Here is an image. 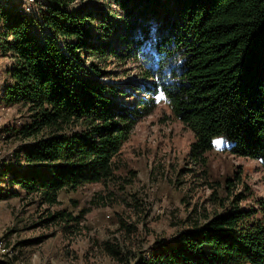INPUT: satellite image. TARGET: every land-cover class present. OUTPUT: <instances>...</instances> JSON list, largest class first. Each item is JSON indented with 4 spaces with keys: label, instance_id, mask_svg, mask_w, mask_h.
Here are the masks:
<instances>
[{
    "label": "trees",
    "instance_id": "16d2710c",
    "mask_svg": "<svg viewBox=\"0 0 264 264\" xmlns=\"http://www.w3.org/2000/svg\"><path fill=\"white\" fill-rule=\"evenodd\" d=\"M72 1L21 13L0 0L10 59L0 100L28 113L10 130L29 142L0 163L8 196L15 187L55 203L111 180L133 127L160 104L192 131L194 158L221 137L264 169V0H112L119 13ZM109 60L134 63L140 83L99 80ZM126 264H264V197L156 239Z\"/></svg>",
    "mask_w": 264,
    "mask_h": 264
},
{
    "label": "rangeland",
    "instance_id": "374dc122",
    "mask_svg": "<svg viewBox=\"0 0 264 264\" xmlns=\"http://www.w3.org/2000/svg\"><path fill=\"white\" fill-rule=\"evenodd\" d=\"M42 1L3 0L21 13H35ZM69 8L119 13L112 0H73ZM9 65L0 50V90ZM99 65L109 72L99 77L104 83L141 81L132 62ZM27 120L23 107L0 100V163L29 142L10 130ZM192 141V131L160 104L133 127L115 159L114 177L106 183L61 191L55 203H48L15 187L17 194L8 196L10 186L0 182L6 188L0 190L6 196L0 200V264H126L156 239L169 240L230 207L247 208L264 197V169L258 161L231 154L221 137L194 158Z\"/></svg>",
    "mask_w": 264,
    "mask_h": 264
},
{
    "label": "bare ground",
    "instance_id": "6f19581e",
    "mask_svg": "<svg viewBox=\"0 0 264 264\" xmlns=\"http://www.w3.org/2000/svg\"><path fill=\"white\" fill-rule=\"evenodd\" d=\"M32 4H35V0H34V2H33V0H32ZM30 10V9H29ZM19 12H21L20 10H19ZM27 12H29V11H27Z\"/></svg>",
    "mask_w": 264,
    "mask_h": 264
},
{
    "label": "clouds",
    "instance_id": "9594fccd",
    "mask_svg": "<svg viewBox=\"0 0 264 264\" xmlns=\"http://www.w3.org/2000/svg\"><path fill=\"white\" fill-rule=\"evenodd\" d=\"M180 62H182V60Z\"/></svg>",
    "mask_w": 264,
    "mask_h": 264
}]
</instances>
